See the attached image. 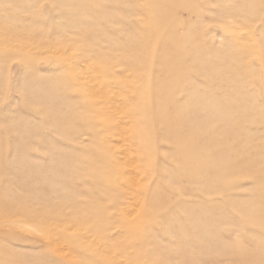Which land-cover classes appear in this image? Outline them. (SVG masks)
I'll list each match as a JSON object with an SVG mask.
<instances>
[{"label": "rangeland", "instance_id": "1", "mask_svg": "<svg viewBox=\"0 0 264 264\" xmlns=\"http://www.w3.org/2000/svg\"><path fill=\"white\" fill-rule=\"evenodd\" d=\"M0 264H264V0H0Z\"/></svg>", "mask_w": 264, "mask_h": 264}]
</instances>
